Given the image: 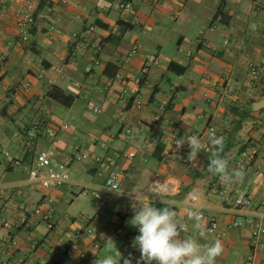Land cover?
<instances>
[{
  "label": "crops",
  "instance_id": "0c3cea01",
  "mask_svg": "<svg viewBox=\"0 0 264 264\" xmlns=\"http://www.w3.org/2000/svg\"><path fill=\"white\" fill-rule=\"evenodd\" d=\"M121 2L132 3V10L121 9ZM29 4L35 23L23 34L17 19ZM134 45L137 55L121 66ZM251 63L259 67L255 81ZM142 66H148L143 80L137 76ZM263 98L264 0H0V263L15 264L33 241L48 237L44 214L52 208L58 233L30 251L25 264H94L110 254L109 246L137 264L131 255L140 253L133 246L138 229L127 222L118 235L117 223L125 205L131 209L128 221L134 215L135 193L163 205L147 193L159 180L175 189L163 199L175 202L178 218L188 226L181 239L214 242L207 233L214 218L224 248L216 264H244L252 228L230 227L234 195L222 200L219 191L225 185L247 190L255 203L249 214L264 217V108L252 111ZM162 102L168 108L155 123ZM248 111L252 114L241 120ZM211 126L224 137L220 155L229 172L245 160L242 181L222 182L208 171ZM30 130L36 134L32 148L26 145ZM172 131L180 138L197 136L206 150L185 163L189 146L175 151L165 139ZM255 147L259 153L247 160ZM48 149L55 151L53 165L68 169L71 184L43 189L29 182L36 153ZM77 152L86 158L73 160ZM111 171L120 174L124 195L104 188ZM199 174L203 177L196 178ZM83 186L88 195L81 194ZM190 193L199 197L194 203ZM194 207L204 215L200 229L188 217ZM87 228L92 234L73 244L76 254L63 255L71 236ZM7 235L19 243L8 256L2 243ZM255 264H264V250Z\"/></svg>",
  "mask_w": 264,
  "mask_h": 264
},
{
  "label": "built area",
  "instance_id": "2783aa9c",
  "mask_svg": "<svg viewBox=\"0 0 264 264\" xmlns=\"http://www.w3.org/2000/svg\"><path fill=\"white\" fill-rule=\"evenodd\" d=\"M62 3H66L67 0H61ZM119 7L123 10H132V3L130 2H121L119 4ZM35 23L34 19V7L32 4H29L25 7V9L20 13L18 19H17V26L21 33H26L30 30L31 27H33ZM138 46L134 45L128 52V54L122 59L121 66L122 65H128L132 59L137 55L138 53ZM73 56V54H71ZM92 62L96 65L100 64V61L96 59L95 57H92ZM1 61H6V57L2 56ZM249 72L250 76L253 81H255L258 78L259 74V67L255 63H251L249 65ZM148 75V66H142L137 71V76L139 79L143 80L146 79V76ZM112 86V81H109L106 85L108 89ZM136 109L142 108V103L140 101H137L135 103ZM168 103L162 102L159 106L158 113L154 116V122L159 123L162 119V116L167 111ZM95 113H99L100 109L95 108ZM120 121L124 124L123 126V132L125 135L131 134V128L125 125L126 122V116L125 114L121 115ZM209 133L210 135L215 134V128L213 126L209 127ZM36 138V134L34 130L28 131L26 135V145L28 148H32L34 141ZM174 138H180L179 134L176 131L170 132L168 135L165 136L166 140L171 141L174 149L176 148V145L174 143ZM183 148V147H182ZM182 148L179 150L181 151ZM259 153V148L255 147L252 148L250 151V154L246 156L247 160H252L255 158V156ZM131 157L134 156V153L130 154ZM55 157V151L53 149L38 151L36 153V159L35 163L32 167V169L29 172V182L32 184L39 185L43 189H59L63 186H66L68 184L72 183L71 175L68 171V169L61 164L53 165V158ZM86 158V155L80 154L77 152L73 156V160L75 161H82ZM185 163H188L187 157L184 159ZM237 167L239 169H245L246 162L240 161L237 163ZM258 174L261 172L258 171ZM118 183L119 187L121 189V178L120 174L116 171H111L107 177L105 178V184L104 188L109 194H115L114 190H110L108 187H112L114 184ZM167 184L162 183L161 185V192L164 195L171 194L172 192L168 191V188L166 187ZM89 193V187L83 186L81 194L88 195ZM229 194L234 195V199L232 202V207L230 213L234 215V218L230 222L231 228H240L243 226H249L252 228V234H251V240H250V255L246 258L244 264H255V258L256 254L260 251L264 250V243L262 241V236L264 235V217L259 214H249L248 209H250L253 205H255L253 198L251 194L242 188L239 187H231L230 185H225L221 188L219 191V197L222 200H227L229 197ZM151 201H149L147 198H144L143 202L150 203L152 202V199L149 197ZM131 201H134V198H131ZM121 218L117 223V229L116 233L118 235L122 234L124 232V227L128 222V217L131 215V209L128 205H125L122 207L120 212ZM201 217L203 218L204 215L201 214ZM44 218L46 221L47 229L49 235H54L58 233V228L54 222V211L52 208L46 209ZM25 222V219H23V223ZM6 227H9V225L5 224ZM188 233V226L186 225V230L181 233V235ZM207 233L209 235L215 236V239H220V234L218 232V223L214 218L210 219L209 225L207 228ZM92 234V230L87 228L82 233H77L71 236L70 239V245L63 249L61 253L65 256L72 257L76 254L73 244L77 243L81 239L88 237ZM49 235L47 238H45L42 241H33L30 245L29 250L24 251L22 255L18 257L15 264H25L26 258L28 257V254L30 251H36L40 247H44L49 243ZM3 245H5L6 249L4 250V253L8 256L11 255L10 251H16L18 249V240L16 237H13L11 235H7L3 237L2 239ZM95 248L98 249L99 247L95 245ZM140 253L134 252L132 253L133 261L137 263V260L140 258ZM82 257V255H81ZM0 264H10L9 261L4 259L1 261Z\"/></svg>",
  "mask_w": 264,
  "mask_h": 264
},
{
  "label": "clouds",
  "instance_id": "9594fccd",
  "mask_svg": "<svg viewBox=\"0 0 264 264\" xmlns=\"http://www.w3.org/2000/svg\"><path fill=\"white\" fill-rule=\"evenodd\" d=\"M173 141L177 152L185 143L188 144L190 151L187 159L189 162L194 161L201 151L206 150V146L195 135L187 139L174 138ZM209 142L212 152L208 171L218 175L222 182L242 181L245 175L244 170L229 172L228 161L220 155L224 149V137L212 134ZM161 185L162 182L159 180L152 182L147 193H151L153 199L159 197L164 205L162 208L155 207L153 203H144V197H139L135 192L128 193L130 196L135 193L134 215L128 223L137 228L139 232L133 239V246L137 247L141 254L137 264H153V262L155 264H216L217 258L224 251L221 240L216 239L210 244L202 245L192 237L181 239V233L186 230V225L178 218L174 210L175 202L163 199ZM108 188L114 190L117 196L124 195V189L121 190L118 183ZM189 196L193 203L199 198L195 193H190ZM147 199L151 201L148 195ZM188 217L195 221L194 227L200 229L202 217L199 210L194 207V210L188 213ZM200 234L203 236V231ZM101 239H104L103 234H101ZM108 251L109 255L96 259L94 264H120L123 257L119 249L116 246H109ZM123 264H132L131 258H123Z\"/></svg>",
  "mask_w": 264,
  "mask_h": 264
},
{
  "label": "water",
  "instance_id": "95a60500",
  "mask_svg": "<svg viewBox=\"0 0 264 264\" xmlns=\"http://www.w3.org/2000/svg\"><path fill=\"white\" fill-rule=\"evenodd\" d=\"M264 108V98L256 103H253L252 105V111L257 112Z\"/></svg>",
  "mask_w": 264,
  "mask_h": 264
},
{
  "label": "trees",
  "instance_id": "16d2710c",
  "mask_svg": "<svg viewBox=\"0 0 264 264\" xmlns=\"http://www.w3.org/2000/svg\"><path fill=\"white\" fill-rule=\"evenodd\" d=\"M250 114H252L251 111H248L247 113L243 114L244 116H242V114H241V116H240L241 117V120H243V118H245L247 115H250ZM237 115H240V114H237ZM235 116H236V113H235ZM240 122H242V121H240ZM201 177H203V175L202 174H199L196 178H201ZM154 206L157 207V208L164 207V205H160V204H154Z\"/></svg>",
  "mask_w": 264,
  "mask_h": 264
},
{
  "label": "bare ground",
  "instance_id": "6f19581e",
  "mask_svg": "<svg viewBox=\"0 0 264 264\" xmlns=\"http://www.w3.org/2000/svg\"><path fill=\"white\" fill-rule=\"evenodd\" d=\"M166 187L168 188L169 192H173L174 191V187H171L170 185H167Z\"/></svg>",
  "mask_w": 264,
  "mask_h": 264
},
{
  "label": "rangeland",
  "instance_id": "374dc122",
  "mask_svg": "<svg viewBox=\"0 0 264 264\" xmlns=\"http://www.w3.org/2000/svg\"><path fill=\"white\" fill-rule=\"evenodd\" d=\"M184 164H185V163H184ZM185 165H187V164H185ZM174 191H175V189H174ZM161 193H162V192H161ZM166 196H167V195H166ZM162 197H164V194H163V193H162ZM104 202H105V201H104ZM111 207H112V206H111ZM95 208H96L97 211H100V208H98V207H95ZM103 211H105V209H103L102 212H103Z\"/></svg>",
  "mask_w": 264,
  "mask_h": 264
}]
</instances>
